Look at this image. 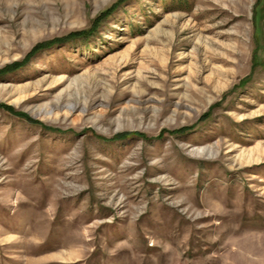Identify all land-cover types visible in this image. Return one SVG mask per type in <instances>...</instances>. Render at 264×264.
<instances>
[{"label":"rangeland","instance_id":"1","mask_svg":"<svg viewBox=\"0 0 264 264\" xmlns=\"http://www.w3.org/2000/svg\"><path fill=\"white\" fill-rule=\"evenodd\" d=\"M0 264H264V0H0Z\"/></svg>","mask_w":264,"mask_h":264},{"label":"trees","instance_id":"2","mask_svg":"<svg viewBox=\"0 0 264 264\" xmlns=\"http://www.w3.org/2000/svg\"><path fill=\"white\" fill-rule=\"evenodd\" d=\"M85 33H86V32H80V31H79V32H75L74 34L71 35V36H73V37L70 36V37H68L67 40H68V41H73V40L78 39V38L80 39V37H82V35L85 34ZM83 36H84V35H83Z\"/></svg>","mask_w":264,"mask_h":264}]
</instances>
